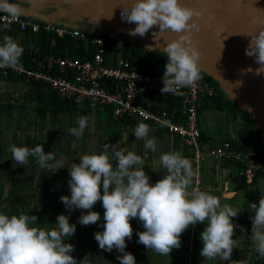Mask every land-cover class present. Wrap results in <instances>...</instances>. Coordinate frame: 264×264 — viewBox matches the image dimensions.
<instances>
[{
    "label": "clouds",
    "instance_id": "clouds-1",
    "mask_svg": "<svg viewBox=\"0 0 264 264\" xmlns=\"http://www.w3.org/2000/svg\"><path fill=\"white\" fill-rule=\"evenodd\" d=\"M0 11L12 17L22 14L16 0H0ZM202 11L190 8L180 0H134L130 7L122 9L121 19L134 28L128 35L144 37L149 31L153 37L167 31L177 33V38L163 47L166 55L162 75V94H181L178 89L193 87L202 80L199 60L202 52L193 39V32L200 31L198 19ZM7 27V25L5 26ZM251 36L245 55L258 65L241 69V75L252 73L264 75V29ZM151 47V46H149ZM23 55V47L11 36L4 35L0 42V68H15ZM237 87L242 84L236 81ZM77 127L69 132L81 138L88 127L89 118L80 116ZM166 126L167 121L161 122ZM151 128L139 123L134 129L136 139L145 141L146 150L156 151V139L150 137ZM119 143V142H118ZM117 144L105 143L101 152L84 154L80 162H72L69 170L70 195H61L59 200L68 210L60 213L55 227L42 229L34 225L36 215H7L0 212V264H92L86 254L82 259L73 256L75 245L68 240L75 234L76 223H70L73 211H81L78 223L82 226L97 224L101 215L94 205L101 202L104 208L103 231H96L94 239L98 248L106 252L116 249L120 264H137L135 255L126 251L127 241L133 237L132 219L143 226L138 231L137 243L162 256H170L174 249L182 246L181 236L197 224H205L199 239L202 241L200 256L205 261L219 257L227 264H235L232 253L239 248L240 241L233 238L237 227L234 222L241 210L221 203V198L209 191L193 186L194 172L191 161L180 151L162 153L160 164L167 174L155 183L146 174L145 161L134 151L119 148ZM16 164L27 166L33 157L41 169L56 172L65 168L55 154L45 151L43 145L34 148L11 145L8 149ZM53 161H55L53 163ZM115 161V166L113 165ZM102 189V191H101ZM248 210L254 213L250 219L251 235L248 236L254 250L264 257V195L257 202H247Z\"/></svg>",
    "mask_w": 264,
    "mask_h": 264
},
{
    "label": "crops",
    "instance_id": "crops-1",
    "mask_svg": "<svg viewBox=\"0 0 264 264\" xmlns=\"http://www.w3.org/2000/svg\"><path fill=\"white\" fill-rule=\"evenodd\" d=\"M28 90L29 86L26 82L0 80V205L9 197L13 196L14 193H17L18 195L39 193L42 194L41 196L45 194V204L49 205V208L52 209L53 206H56L57 208L60 201L59 197L61 195H70V190L68 187V180L70 179L69 170L67 169V171L58 170L56 172H50L46 169H41L33 157H30L32 160H34L33 163L29 162L27 166H21L16 164V162L11 159V153L8 151L11 145L34 148L37 144H41L43 145L46 152H53L55 154L56 160L62 161H65L66 158H68V154L72 153L71 151L68 152L67 155L63 154L62 152L58 151L57 147L55 149H50L52 143H50L48 147L46 139L44 140V138V144L38 141V137L36 138L37 141L35 143L28 144L27 141L29 140V135L33 134L34 129L37 132V126H40L39 129L41 132H44V134L47 132V130H45L43 127V124L40 123L41 120L36 112L32 110V103L26 99V93ZM15 92L20 94L22 98L12 100L8 94ZM220 97L223 99L222 103L225 102L222 108L212 106V101L210 98L203 100L201 105L200 127L202 130V150L205 154L211 147L220 144L224 140H234L229 138V136L226 138L218 137L219 134H216L220 132V123L218 120L216 121L217 125H215V129H217L218 132L213 133V136L208 135L210 130L213 131L212 127H206L205 129L201 123L203 111L206 109L225 111L228 117L231 114L232 117H235L232 112L233 105L230 102L232 100H230L225 94L224 96L221 95ZM216 118H218V116ZM236 119L239 120V122L243 121L240 113L237 114ZM135 128L136 126L134 127L129 125L126 128L121 129L117 136L110 135L107 133L105 128H101L102 130L100 129L101 131L99 137L91 134L93 135L91 139L90 137L87 138L88 136L85 138H79L80 140H78L82 144L80 148L75 147V143L71 144L69 147H66V144L64 145L63 143L61 148H75L74 150L77 151V155L74 158H70L71 156H69V160L73 159L75 163H79L80 155L82 156L84 154H91L93 152L98 153L103 151L105 143L114 145L119 142V148H126L129 151H134L137 155L144 159L145 172L153 183L159 180L162 175L167 174L166 169H164L160 164L161 154L172 151H180L183 156L188 158L192 163L194 172L193 186L199 187L204 191H209L211 194L220 197L222 204L227 203L235 208L240 209V214L238 217L233 218V220L236 224L242 225L247 207H243V202L239 203L236 199L240 194V191L247 190L254 192L255 187H261L264 189V177L259 178L256 183L250 184L245 188H240V181L235 177V164L228 161H219L205 155L204 159L200 163L199 168L196 169L197 162L194 158V150L191 148L193 150L192 153L190 148L186 146L180 137L167 131L150 132V137L154 136L156 139V151L153 152L151 150L145 149L144 140L135 138ZM88 129L89 128H87L85 132L88 131ZM51 131L52 128L49 129V132ZM243 138L244 137H239L236 138V140L241 142ZM87 140L90 141L91 145L86 142ZM84 145L87 147L86 150L83 149L85 148L83 147ZM3 149L4 151H2ZM54 162L55 161H53V163ZM113 165L115 166V161H113ZM48 178L49 181L47 182ZM45 185H48L47 192V187ZM52 193H54V195H52ZM32 204H34V202ZM8 205L4 206L5 209H0V212L5 214L7 212L8 215L12 213V211L7 207ZM56 208H53V210ZM94 210L98 211L101 215V220L97 224L90 226L80 225L78 223V217L82 214L81 211H79L78 216H76L77 219L74 216L70 217V223L77 224L75 234L68 240L69 243L75 245V251L72 253V255L78 259H82L86 254H88L91 258L92 264H120V261L117 259L118 253L116 249H113L112 252H106L98 248V244L94 239V233L96 231H103L101 225L104 222V208L102 207L101 202H97V204L94 205ZM18 213H23L26 215L32 214L23 210ZM50 213H52V210ZM67 214L68 213H66V215ZM39 222L41 223L35 227L42 229H52L55 227V221L52 219L46 222L40 220ZM131 224L133 226L134 232L132 239L127 241L126 251H129L135 255L137 264H188L189 262H192L193 264H227V262L221 261L219 257L212 261H205L203 260L204 258L200 256V250L203 245L199 237L206 226L203 223L197 224L196 226L187 229L181 236L182 246L179 249H174L170 256L159 255L152 250H147L144 245L137 243L138 236L136 233L138 231H143V226L137 219H132ZM248 224L242 225L245 231H242L240 227H237L234 232L233 238H238L240 241L239 248L233 250L231 257L233 260H235V264H252L254 255L257 254L253 245L248 246L249 240L247 236L250 229ZM197 246L199 247L198 255L195 256L194 252ZM262 258L264 259V257Z\"/></svg>",
    "mask_w": 264,
    "mask_h": 264
},
{
    "label": "built area",
    "instance_id": "built-area-1",
    "mask_svg": "<svg viewBox=\"0 0 264 264\" xmlns=\"http://www.w3.org/2000/svg\"><path fill=\"white\" fill-rule=\"evenodd\" d=\"M11 26L34 33L45 29L47 32L70 35L90 49L92 58L51 53L34 60L33 68L20 64L15 68H0L3 74L12 72L23 75L26 83L35 79L47 84L60 98L78 106H91L95 110L111 107L112 117L116 121L129 118L135 120L136 126L141 122L148 124L150 132L167 131L174 134L194 149L196 169L206 155L235 164V177L239 181L250 182L264 173V157L254 150L245 153L230 140L211 147L206 154L203 152L199 108L203 100L218 94L219 85L217 87L202 79L193 87L178 89L181 94L165 95L160 91L163 87L162 75L141 72L122 54H118L119 51L110 53L105 35L23 15L14 18L0 11V36L7 35ZM8 95L12 100L21 98L16 92ZM170 102L177 103L172 113L167 110ZM162 121H167L166 126H162ZM252 264H264V259L257 253Z\"/></svg>",
    "mask_w": 264,
    "mask_h": 264
},
{
    "label": "water",
    "instance_id": "water-1",
    "mask_svg": "<svg viewBox=\"0 0 264 264\" xmlns=\"http://www.w3.org/2000/svg\"><path fill=\"white\" fill-rule=\"evenodd\" d=\"M134 0H16L22 14L45 22H52L72 29L82 21L92 24L94 33L102 35L106 29L126 36L124 42L151 51L162 52L167 42L177 38V33L167 31L153 37L149 31L144 37L128 35V24L121 19V11ZM190 8L202 11L198 19L200 31L193 32V39L202 52L199 60L203 72L219 84V88L238 109L244 110L262 132L264 141V75H241V69L258 67L254 59L245 55L250 35L264 29V0H180ZM92 27V26H91ZM151 46V47H149ZM242 84L237 87L236 81Z\"/></svg>",
    "mask_w": 264,
    "mask_h": 264
},
{
    "label": "trees",
    "instance_id": "trees-1",
    "mask_svg": "<svg viewBox=\"0 0 264 264\" xmlns=\"http://www.w3.org/2000/svg\"><path fill=\"white\" fill-rule=\"evenodd\" d=\"M7 35L11 36L23 47V55L20 58V65H24L28 68L34 67V60H39L48 54H58L69 57H80L82 59H91L92 54L90 49H88L82 42L76 38H72L70 35H60L52 32H47L45 29H40V31L34 33L31 30L21 31L18 28L9 27L7 30ZM109 46V52L115 53L120 51V53L127 58L131 65L144 73L159 74L163 75L166 64L165 53L158 51H151L149 49H144L141 46L129 44L123 42L121 48H119V41L111 37L106 36ZM3 37L0 36V42H2ZM202 79L205 82L211 83L218 87L217 81H215L211 76L202 71ZM0 80L8 81H23L25 82V77L23 75H16L12 72L3 74L0 71ZM29 90L26 93V99L29 100L32 105L34 103V110L38 117L46 118L47 114L58 115L59 112L75 111L77 117L87 116L90 118L93 114H97V125L98 127L105 128L107 133L113 136H117L119 131L127 126H136L135 120H130L129 118H124L120 121H116L112 117V108L106 107L104 109L98 108L93 109L91 106H78L74 102L69 100H64L47 84L38 82L35 79H31L27 82ZM224 96V92L218 91V94L211 99L212 106L217 108H222L225 104L222 103L223 99L220 96ZM233 105L232 112L236 117L238 113L241 114L244 119L246 128L248 129L243 140L239 142L238 140H230L233 145L240 149L241 151L247 153L250 150L257 151L260 156L264 157V141L262 137V132L258 129L257 125L253 119L244 111L238 109L235 102L230 101ZM177 105L176 102H170L167 110L172 113L174 106ZM199 108V114H200ZM264 177V173L256 176L252 181H240L239 187L245 188L250 184L256 183L257 180ZM31 200V197H26L25 195H18L14 193L13 196L9 197L5 202H12L9 209L16 210L17 208L13 206H19L22 200ZM4 203V202H3ZM29 202H27L28 204ZM2 204V203H1ZM7 214V212H6ZM8 215V214H7ZM12 213H10V216ZM19 215V213L17 214Z\"/></svg>",
    "mask_w": 264,
    "mask_h": 264
},
{
    "label": "rangeland",
    "instance_id": "rangeland-1",
    "mask_svg": "<svg viewBox=\"0 0 264 264\" xmlns=\"http://www.w3.org/2000/svg\"><path fill=\"white\" fill-rule=\"evenodd\" d=\"M78 27L89 30V31H94L93 27H95V26L90 24L88 21H82V22H80V24H78ZM104 33L106 34V36L118 40L119 41V48H121L123 42L126 39H128V36L118 32V31L112 30V29H106ZM118 54L121 55L120 51ZM31 108L33 111H35L34 110V103H33ZM217 116H218V118H216ZM97 117L98 116L96 113L93 114V116L89 120V124L87 127L89 129H88V131H86L87 134L84 131L85 133L81 138H83V137L85 138L88 136L87 138L90 137V139H91V137L93 136L91 134H94V136L99 137L100 131L102 130L101 129L102 127H100V128L98 127V125H97L98 118ZM39 118L41 120L40 123L43 124V127L45 128V130H47V132L44 134V132L40 131V129H39L40 126H37V132L34 129L33 134L29 135V140L27 141L28 144L35 143L37 141L36 138L38 137L37 138L38 141H40V143L42 142V144L45 143V141L43 142V138H44V140L46 139V143H47L48 147H49L50 143H52L50 149H52V148L55 149L57 147L59 152H62L63 154H66V155L68 152L72 151V153L68 154V158H66L65 161L63 160V164H64L65 168L59 169V170L67 171V169H68L67 167H70L71 163L74 161L73 159L69 160V156H71L70 158H74L77 155V153H76L77 151L74 150L75 148L71 149V147L65 148V149L61 148L63 146L62 144L64 143V145L66 144V147H69L71 144L75 143V145H76L75 147H78V148H80V146L82 145L81 142L79 141L80 139L78 140L75 136H73L69 132L70 128L78 126L76 124V120L78 118L76 112L75 111L59 112L57 116H55L53 114H47L45 119L42 117H39ZM217 120L220 123V125H219L220 126V132H218V130L215 129V125H217V122H216ZM244 122H245L244 119H243V121L239 122V120H237L236 117H232V114L228 117L225 111H219V110H214V109L204 110L203 115H202V121H201V123L205 129H206V127H212L213 131L210 130V133L208 134L209 136H211V135L213 136V133L218 132V133H216V134H219L218 137L226 138L229 136V138H232V139H236V138L245 136V134L248 131L246 126H248V125H245ZM51 128H52V131L49 132V129H51ZM27 142H25V143H27ZM86 142H88L91 145L90 141L87 140ZM85 146L86 145H84L83 147H85ZM186 146L189 147L191 152L193 153L194 149L188 145H186ZM263 147H264V144H263ZM83 149L86 150L87 147H85ZM2 151H4V149ZM29 162L33 163L34 160H32L29 157ZM48 181H49V178L47 179V182ZM45 186L47 187L46 188V192H47L48 191V185H45ZM14 188H15V186H14ZM43 191H44V189H43ZM38 194L39 193H37V194L27 193L25 196L31 197V200L27 201L24 199V200H22V202L19 206L18 205L13 206V208L16 207L17 209L16 210H14L15 208L12 209V215H14V214L17 215L18 212H21V210H23L25 212L27 211L29 213H32L33 215H37L38 221L34 226H38V224L41 223V222H39L40 220H43L44 222H46V221H49L52 219L55 221L58 214L68 213V210L65 208L63 203H61L60 201L58 203L57 208H56V206L55 207L53 206V208H56L55 210H53V208L52 209L49 208V205L45 204V198H44L45 194H43V196H41L42 194H39V195ZM52 195H54V193H52ZM261 195H264V189H262L261 187H255L254 192H250L247 190L240 191V194L238 195V197L236 199L239 203L243 202L242 203V205H244L243 207H247L246 211H245L244 221H243L242 225L249 223L248 225H249L250 229H249L248 236L251 235V223H252V221H251L250 217L254 213H252L248 210L247 202H257V204H258V201H259ZM27 202H29V203L27 204ZM33 202H34V204H32ZM8 204H10V205H8ZM5 205H8L7 207L9 208L11 206V202L9 203L7 201V202L2 203L0 205V209H2V208L5 209V207H4ZM243 207H242V209H243ZM50 209L52 210V213H50L51 212ZM78 214H79V211H73L71 213L70 217L74 216L76 218V216H78ZM9 216H10V214H9ZM248 236H247V238H248ZM248 240H249V238H248ZM247 243H248V241H247ZM251 245H252V243L249 240L248 246H251ZM198 249H199V247L197 246L196 250L194 252L195 256L198 255ZM209 264H211V263H209Z\"/></svg>",
    "mask_w": 264,
    "mask_h": 264
},
{
    "label": "flooded vegetation",
    "instance_id": "flooded-vegetation-1",
    "mask_svg": "<svg viewBox=\"0 0 264 264\" xmlns=\"http://www.w3.org/2000/svg\"><path fill=\"white\" fill-rule=\"evenodd\" d=\"M81 156V155H80ZM79 160H80V157H79ZM11 204H12V202H11Z\"/></svg>",
    "mask_w": 264,
    "mask_h": 264
}]
</instances>
